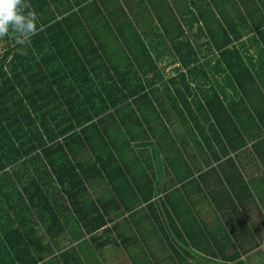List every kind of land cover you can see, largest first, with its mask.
Here are the masks:
<instances>
[{
	"label": "crops",
	"instance_id": "crops-1",
	"mask_svg": "<svg viewBox=\"0 0 264 264\" xmlns=\"http://www.w3.org/2000/svg\"><path fill=\"white\" fill-rule=\"evenodd\" d=\"M26 1L68 49L0 169V264H264V0Z\"/></svg>",
	"mask_w": 264,
	"mask_h": 264
},
{
	"label": "trees",
	"instance_id": "trees-1",
	"mask_svg": "<svg viewBox=\"0 0 264 264\" xmlns=\"http://www.w3.org/2000/svg\"><path fill=\"white\" fill-rule=\"evenodd\" d=\"M22 2L26 5L25 11L31 10L37 14V31L24 45L16 44L11 32L0 36V125L8 137V160L0 163V169L13 165L21 156L36 149V146H32L29 151L22 150L19 135L24 127H35L39 91L43 86L47 91L53 90L56 84L52 78L51 62L54 58L57 65H62L65 58L63 52L68 49L53 41L51 36L55 28L60 27L59 23L53 24L50 16H40L37 3ZM44 5L48 9L51 3L44 2L40 6ZM43 53L47 54L45 58ZM65 68L68 69L67 63ZM34 133L31 131V134ZM22 151L26 152L22 154Z\"/></svg>",
	"mask_w": 264,
	"mask_h": 264
},
{
	"label": "clouds",
	"instance_id": "clouds-1",
	"mask_svg": "<svg viewBox=\"0 0 264 264\" xmlns=\"http://www.w3.org/2000/svg\"><path fill=\"white\" fill-rule=\"evenodd\" d=\"M25 8L22 0H0V36L11 32L15 43L24 45L37 31V14Z\"/></svg>",
	"mask_w": 264,
	"mask_h": 264
}]
</instances>
